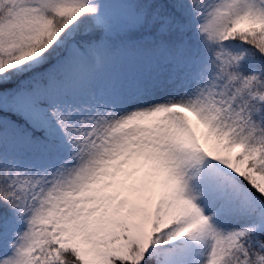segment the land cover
Here are the masks:
<instances>
[{
	"label": "snow or ice",
	"instance_id": "snow-or-ice-1",
	"mask_svg": "<svg viewBox=\"0 0 264 264\" xmlns=\"http://www.w3.org/2000/svg\"><path fill=\"white\" fill-rule=\"evenodd\" d=\"M0 264H264V0H0Z\"/></svg>",
	"mask_w": 264,
	"mask_h": 264
}]
</instances>
